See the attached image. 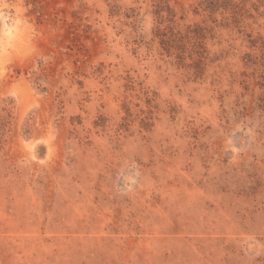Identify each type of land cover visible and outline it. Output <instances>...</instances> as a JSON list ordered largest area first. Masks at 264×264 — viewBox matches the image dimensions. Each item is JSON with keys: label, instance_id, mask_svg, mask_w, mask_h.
Listing matches in <instances>:
<instances>
[{"label": "rangeland", "instance_id": "rangeland-1", "mask_svg": "<svg viewBox=\"0 0 264 264\" xmlns=\"http://www.w3.org/2000/svg\"><path fill=\"white\" fill-rule=\"evenodd\" d=\"M0 264H264V0H0Z\"/></svg>", "mask_w": 264, "mask_h": 264}]
</instances>
